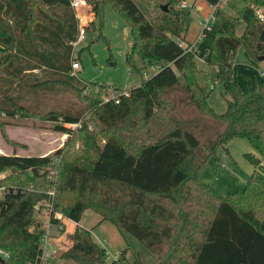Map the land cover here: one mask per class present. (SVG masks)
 Listing matches in <instances>:
<instances>
[{"label": "trees", "instance_id": "16d2710c", "mask_svg": "<svg viewBox=\"0 0 264 264\" xmlns=\"http://www.w3.org/2000/svg\"><path fill=\"white\" fill-rule=\"evenodd\" d=\"M89 1L96 17L108 2L128 20V63L139 56L160 68L118 103L104 102L103 93L124 89L72 73L79 33L72 0H0V116L38 118L68 134L54 155L0 153V173L12 172L0 179V251L7 255L0 264L40 262L36 206L48 200L77 226L56 260L106 264L107 251L79 225L90 211L135 238L154 264H264L261 159L246 154L255 169L242 191L227 196L199 177L234 138L264 143V76L245 91L233 70L240 47L256 61L264 55V21L254 8L264 0L224 7L204 0L217 6L215 20L192 50L177 9L183 0ZM200 59L216 68L224 113L208 103L214 88Z\"/></svg>", "mask_w": 264, "mask_h": 264}, {"label": "rangeland", "instance_id": "374dc122", "mask_svg": "<svg viewBox=\"0 0 264 264\" xmlns=\"http://www.w3.org/2000/svg\"><path fill=\"white\" fill-rule=\"evenodd\" d=\"M87 2L93 9V2L89 0ZM183 3L193 9L190 7L181 9ZM225 4L226 0H223L219 6L224 7ZM181 5H177V9L183 11L182 20L185 26H189L188 39L193 41L199 36L204 27L203 21L213 9L204 0H200L197 5L195 0H183ZM254 8L257 16L262 13L264 17L263 6ZM102 12V15L95 18L93 29L91 25L85 37L74 48L73 55L81 64V70L77 75L87 82L112 85L119 90L136 88L153 76L158 65L155 62L145 63L139 56L134 57V65L128 63L126 55L133 47V36L128 20L108 2L105 3ZM93 13L96 16L94 9ZM198 66L207 70L212 77L209 87L214 89L210 93L208 103L216 113H224L227 110L223 96L225 90L221 83H214L216 68L208 66L203 59L198 61ZM233 70L237 82L246 91L252 88L255 81L263 79L261 73L264 71V61H256L244 47H240L236 53ZM107 96L103 93L102 97ZM0 117H2L0 120H4L0 124V153H16L24 156L54 155L67 140L68 134L55 132L51 129L52 124L38 118L8 119L2 114ZM76 127L79 125L76 124L71 128ZM250 153L261 159L262 164L258 169L264 174V143L258 140L234 138L226 148L219 147L216 154L207 160L199 177L202 181L211 184L223 196L242 191L255 169V165L246 157V154ZM9 174L12 172L0 173V179L6 178ZM5 186L0 185V193L4 191ZM15 187L27 188L25 185ZM48 193L51 195L54 191L49 189ZM51 207L53 203L49 200L36 206L35 217L43 223V226L47 227L50 222ZM55 210L58 211L56 208ZM59 222L65 226L63 233H58L55 227L51 229V233L54 235L53 244L63 254L71 246V237L77 226L64 217ZM79 225L91 230L94 242L107 251L106 264H154L156 260L155 256L135 238L120 233L111 223L101 222V218L90 211L83 214ZM115 256H117L116 261ZM53 263L74 264L60 259Z\"/></svg>", "mask_w": 264, "mask_h": 264}, {"label": "built area", "instance_id": "2783aa9c", "mask_svg": "<svg viewBox=\"0 0 264 264\" xmlns=\"http://www.w3.org/2000/svg\"><path fill=\"white\" fill-rule=\"evenodd\" d=\"M223 1V0H222ZM71 6L74 10L75 17L78 22V37L77 39L72 43L73 47L75 48L76 44L85 37L86 33L89 31V26L92 22H94L96 16L93 13V9L90 6V4L87 2V0H72ZM185 6V3L181 5V8ZM213 9V12L209 14L207 18L203 21L204 27L201 30L199 36L191 42L192 45H190L187 49L192 50L196 45L199 43V41L203 38L207 30H210L213 26L215 20V11H216V5L211 6ZM257 14V13H256ZM260 21L262 22L264 20L263 14H259L257 16ZM157 70L160 68V65L157 64ZM81 70V64L79 60H74L72 62V73L76 74L77 71ZM261 76H264V71L261 73ZM108 96L103 97V101L107 102L109 100H114L116 103L119 102L120 96L122 95H128V92L126 90L119 92L115 90H109V93H106ZM262 164V163H261ZM260 164V165H261ZM4 192V191H3ZM2 192V193H3ZM1 193V194H2ZM51 196H54V193L51 194ZM58 220V223H54L52 219ZM62 215L58 214V212L53 211V207H51V213L49 215L50 222L47 224V227L44 225V232L43 237L41 238L39 242V251H41V258L40 262L38 264H52L57 257L61 255V251L56 248V246L53 244V238L54 235L51 233V229L53 227L57 228L58 233H63L64 231V224H61L59 222L60 219H62ZM70 221V220H69ZM74 224V223H73ZM76 225V224H75ZM7 255L0 251V257L5 258ZM114 260H117V256L114 257Z\"/></svg>", "mask_w": 264, "mask_h": 264}, {"label": "crops", "instance_id": "0c3cea01", "mask_svg": "<svg viewBox=\"0 0 264 264\" xmlns=\"http://www.w3.org/2000/svg\"><path fill=\"white\" fill-rule=\"evenodd\" d=\"M199 1L200 0H195V2H196V5L199 3ZM188 7H190V5L188 6L186 3H185V6L183 7V8H188ZM183 8H181V9H183ZM190 8H192V7H190ZM193 9V8H192ZM183 25L185 26V24H184V22H183ZM186 27V29H187V35H186V40L187 41H189V42H193L192 40H189L188 39V29H189V26H185ZM128 90H130V89H128ZM61 133V132H60ZM62 134H64V133H62ZM20 155V154H19ZM24 156V155H23ZM35 156H43V155H35ZM80 224V223H79Z\"/></svg>", "mask_w": 264, "mask_h": 264}, {"label": "water", "instance_id": "95a60500", "mask_svg": "<svg viewBox=\"0 0 264 264\" xmlns=\"http://www.w3.org/2000/svg\"><path fill=\"white\" fill-rule=\"evenodd\" d=\"M258 60H259L260 62H263V61H264V55H262L261 57H259ZM1 261H2V259H1V257H0V263H1Z\"/></svg>", "mask_w": 264, "mask_h": 264}]
</instances>
